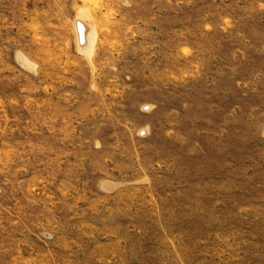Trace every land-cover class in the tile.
Here are the masks:
<instances>
[{
	"label": "rangeland",
	"instance_id": "rangeland-1",
	"mask_svg": "<svg viewBox=\"0 0 264 264\" xmlns=\"http://www.w3.org/2000/svg\"><path fill=\"white\" fill-rule=\"evenodd\" d=\"M0 264H264V0H0Z\"/></svg>",
	"mask_w": 264,
	"mask_h": 264
},
{
	"label": "bare ground",
	"instance_id": "bare-ground-1",
	"mask_svg": "<svg viewBox=\"0 0 264 264\" xmlns=\"http://www.w3.org/2000/svg\"><path fill=\"white\" fill-rule=\"evenodd\" d=\"M82 23L83 22L80 21L76 25L77 30H78V38H79V41L84 42V43H82V48L85 50H88L92 47V44H94L95 32H94L92 24L88 23L86 26L85 24H82ZM85 27H86V29H84Z\"/></svg>",
	"mask_w": 264,
	"mask_h": 264
}]
</instances>
